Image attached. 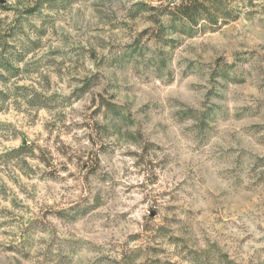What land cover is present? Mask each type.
Here are the masks:
<instances>
[{"label":"rangeland","instance_id":"obj_1","mask_svg":"<svg viewBox=\"0 0 264 264\" xmlns=\"http://www.w3.org/2000/svg\"><path fill=\"white\" fill-rule=\"evenodd\" d=\"M0 0V264H264V0Z\"/></svg>","mask_w":264,"mask_h":264},{"label":"trees","instance_id":"obj_2","mask_svg":"<svg viewBox=\"0 0 264 264\" xmlns=\"http://www.w3.org/2000/svg\"><path fill=\"white\" fill-rule=\"evenodd\" d=\"M170 10L175 16L187 20L192 25H197L201 18L208 22L212 20L205 0H180L179 3L172 5Z\"/></svg>","mask_w":264,"mask_h":264}]
</instances>
